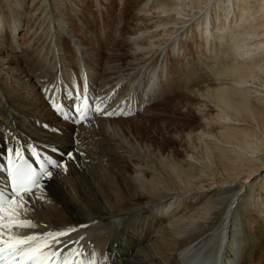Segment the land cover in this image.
I'll return each mask as SVG.
<instances>
[{"label":"bare ground","instance_id":"6f19581e","mask_svg":"<svg viewBox=\"0 0 264 264\" xmlns=\"http://www.w3.org/2000/svg\"><path fill=\"white\" fill-rule=\"evenodd\" d=\"M48 1L40 0L32 11L23 12V7H16L17 1L0 0V5L3 7L2 12L0 11V104H9L13 108L11 112L7 109L0 111V133L3 130L9 139L8 143L29 156L31 154L27 150L28 145H33L53 159L66 161L70 190L75 194L79 205L86 208L91 217L90 220L84 219L81 209L77 208L78 205L70 203L62 189L57 184H53V179L49 186H53L55 195H52L48 188L46 189V201L38 204L28 216L37 227L25 231L40 233L67 227L76 228L77 231L70 233L69 237L61 239L65 240V243L69 238L72 241L79 239L78 245L68 244L69 251L72 248H80L86 260L95 252L96 264H131V260H134V264H139L136 258L138 254L144 252L141 250L146 244L160 254L157 257L149 249L150 254L140 255L144 261H149V258L153 260L165 257L167 264H252L254 258L249 256L245 260L248 250L242 247L239 239L241 231L238 211L243 200V189H247V179H257L251 192L258 189L259 184L264 189V0H173L170 5L176 6L168 8L166 4L159 5L156 2L152 7L159 17L156 25L142 32L138 30L139 32L127 37L123 36L126 32L124 27L115 30L108 22L109 19L101 16L94 17L85 12L56 14L54 10L44 13ZM186 1L188 3L203 1L204 7L192 16L172 19L169 12L180 16L178 8L184 7ZM153 2L154 0H145L143 6L147 7ZM5 9H9L10 21L3 17ZM35 14L37 18L34 17ZM162 14L166 19L162 20ZM50 25L51 36L47 37V33L42 31V28ZM200 26L204 29L202 36L206 41L205 44L216 47L204 56L214 64L209 72L218 87L214 99H211L218 111L216 116L221 119L220 126L215 122L219 120L217 117L218 120L215 121L204 122V120V127L216 125L220 129L222 126L223 132L220 133L222 137L226 133L241 132L243 138L241 143L245 142L243 145L249 152H246V156H236L238 158H235V161L238 165L247 161L252 165H259V168L255 169L256 172L249 169V173L243 175L242 181L235 180L233 183L230 181L231 184L225 186L222 184L211 186L210 189L216 190L218 195H214L215 197L210 195L204 201L203 193L207 190L203 186L200 187L196 191V197L199 201H203L201 205L207 204L208 210L213 209L216 214L220 213L221 217L218 221H215L216 218L213 220L208 218L209 221H205L201 231L196 228L192 234L183 232L184 230L183 233H175L172 239L177 244L176 251L171 253L167 245L169 239L157 234L150 225H154V222L161 223L167 215L171 216L176 208L173 205L176 200L170 202L172 198L169 194L149 196L138 185L132 184V180L126 177L130 169L126 170L122 162L125 156L123 149L127 147L121 148L120 145L125 146L128 141L138 144L132 133L134 127L129 128L128 137L125 133L126 128L130 124L135 125L138 118L149 116L148 114L155 110V107L165 104L167 98L163 73L170 48H173L175 43L178 44V39L186 34L187 30L190 31L194 27L198 29ZM88 28L95 33L90 32ZM169 28L171 36L165 43L164 37L169 36L166 34ZM204 70L205 68L198 69L200 76L205 74ZM4 73L8 75L5 77L7 81L3 76ZM85 85L88 100L93 108L99 105L103 109L115 110L117 113L120 111L127 113L131 109V114L106 117L92 112L89 115L91 119L84 120L80 125H74L70 119L58 115L54 110L55 105L63 104L67 108L70 100L66 93L82 91ZM18 86L20 90L16 91ZM161 89L162 93H160ZM16 111L22 117H27L30 123L38 124L40 127L33 128L25 123L21 127L20 122L17 123L13 117L10 121L6 119L9 113L15 117ZM67 115L71 117L72 113L67 112ZM140 125L139 122L137 127ZM207 137L212 136L205 133L202 140ZM20 142L23 146L19 148L17 146ZM225 143L228 144L226 140ZM9 148L0 138V154L5 158L0 164L5 167ZM53 148L58 151L52 153ZM59 152L65 154L71 152L73 160L78 157L81 164L80 174L85 176L86 172H89L87 178L90 176L92 180L100 181V186L97 184L96 187L89 182L92 198L84 192L88 189L83 188L76 180L75 172L69 166L71 160L68 161V157L59 155ZM12 155L14 158V152ZM115 159L120 163L117 166ZM105 160H109L110 166L115 165L117 170L114 171L110 166L104 167ZM93 168H98L99 173H97L100 176L92 172ZM5 176L6 173L0 174V188L5 185ZM137 176H140V172ZM106 181L108 184L104 187L101 183ZM234 187L238 189L233 193L229 203L222 207L225 198L220 197V194L224 195ZM191 193L179 192L178 196L185 198ZM93 196L100 198L98 205H103V210L92 200ZM164 203L169 204L161 207ZM243 212L248 213L247 210ZM143 215L152 218L153 223L148 224L150 228L142 227ZM135 221H138L137 225L133 223ZM166 224L168 225L165 228L171 230L172 222ZM208 225H210L209 229L205 230ZM147 228L149 234H153L152 237L148 234ZM138 230H140L139 235ZM142 232L145 235L140 239ZM195 232H198L197 236ZM125 234L127 236L122 239L125 244L117 251L113 243L119 241ZM81 237L83 239H80ZM134 248H137L136 251ZM120 253L125 258L123 263L117 258ZM68 254L65 252V255Z\"/></svg>","mask_w":264,"mask_h":264},{"label":"rangeland","instance_id":"374dc122","mask_svg":"<svg viewBox=\"0 0 264 264\" xmlns=\"http://www.w3.org/2000/svg\"><path fill=\"white\" fill-rule=\"evenodd\" d=\"M12 1L14 2L17 1L18 4L16 7L17 8L23 7L22 9L23 12H30L33 10L35 5L38 4L40 0H33L32 3H30L29 7H27V5L29 4V2H31V0H27V1L12 0ZM144 1L145 0H49L46 5L44 13H50V11L54 10L53 12H55L56 14L62 12H66V13L69 12L75 14H77V12L80 13L85 12L90 16H94V17L101 16V18L109 19L108 22H110L113 25L115 30L116 29L118 30V28H120V30L125 28L126 32L123 34V36L127 37L129 35L135 34L136 32L139 31L142 32V30H147V28H152V26L154 27L156 25V23L159 21V17L156 16V13H154L155 9H152V7L155 5L156 2L159 3V5L166 4L167 5L166 8L176 6L175 4L170 5L173 3V0H170V2L169 0L168 1L154 0V2L151 3V5L149 4L147 7H144L143 6ZM191 3L194 5L193 6L190 5ZM191 3H188V1H186V5L184 7L178 8L179 13L181 14L180 16H176L174 13L169 12L171 13L170 17L172 19L173 18L175 19L177 17L186 18L188 16L194 15L197 10H201L204 7L203 1L197 2L198 4L196 2H191ZM12 8L14 9V7ZM2 10L3 7L0 5V11L2 12ZM3 17L7 21H10L11 18H8L9 9H5V16ZM34 17L37 18V15L35 14ZM164 19H166V17L164 18V15L162 14V20ZM201 28H203V26H200L198 29L197 27H194L190 31L187 30L186 34H184L178 39V44L175 43V46L174 45L172 46L173 48L175 47L174 50L173 48H170V54L165 63L166 65L164 66V73H163V79L165 81L163 82L165 83L166 86V90L164 89V91H166L165 93L167 98L165 104L167 105L163 104L155 107L156 109L153 110L150 114H148L149 116L138 118V120L135 121V125L130 124V126L126 128L125 133L127 137L129 135L128 131L130 127L138 128L136 130L132 128L133 136L136 138L138 144L128 141L127 145L125 146L120 145L121 148L127 147V149L126 148L123 149L125 151V153H123L125 154V156L122 158V162L126 170L132 169L131 171L130 170L127 171L128 173H130L129 177H128V173L126 176L127 178L132 180L131 181L132 184H134L135 186L138 185L141 189L144 190L142 191L145 194H148L149 196L151 194H153V196L155 195L157 196V194L158 196L169 194V197L172 198L170 202H174L176 200L173 203L174 207L176 206V208L172 211L174 215L173 213L171 216L167 215L166 216L167 218L166 217L163 218L161 220V223L160 222L153 223V221H151L152 218L150 216L148 217L146 215L145 216L143 215L141 218L143 220L142 227H149V225L151 224L150 222H152L154 224V225H150L152 226V230L157 231V234L158 233L161 234L165 239L166 238L169 239V243L167 245L170 248L169 251L171 253L176 251L177 244L172 239L173 238L172 236L175 235V233L177 232L181 233L184 230L183 232H189L192 234V232H194L193 230L194 229L196 230V228H199V231H201L205 221H209V219L213 220L215 218H216L215 221H218L220 219L221 217L220 213L216 214L213 209L208 210L209 207L207 204L205 206L201 205V203L204 200H207L208 197H210V195L213 196L216 194L218 195V192L216 193V190L210 189L211 186L216 187V185H220V184L225 186L226 184H231V182L233 183L235 180L242 181V179L244 178L243 175L248 174L249 169L255 170L259 168V165L256 164L252 165L247 161L243 162L241 165H238L236 163L235 158L236 159L238 158L236 156L239 157L243 155L246 156L247 155L246 152H249L247 147L243 145L245 142L241 143V140L243 139L241 137V132L226 133L222 137L220 133L223 132L222 131L223 128L222 126L220 129L219 127H217L221 125L220 123L221 119H219L216 116L218 114L217 113L218 111H216L212 99H214V95L216 94V89L218 85H216V83H214L215 81L211 79V73L209 72L210 69L214 66V64L208 61V58L204 56L208 54V52H211V50L212 51L215 50L216 47H214V45L212 44H211L212 46H209L208 43L205 44L206 41L202 36L204 29ZM51 29L52 26L50 25L42 28V31L47 33L46 34L47 37H50ZM90 32L95 33L94 30L92 29H90ZM166 34L169 36L164 37L165 43L168 42V39L171 36L170 28ZM117 44L119 45L118 42ZM199 68L201 69L205 68L204 70L205 74H203L202 76H200L198 73ZM6 74L7 73L3 74L4 78L8 76ZM186 81H188L189 83ZM196 87L197 89H195ZM18 90H20L19 86L18 89H16V91ZM176 90L178 91L175 92ZM160 93H162V89ZM204 94L207 95L205 96ZM205 107L207 110L205 109ZM3 109L10 110V112L13 111V108L10 107L9 104L4 105L2 103L0 104V111H2ZM158 111H160V113H157ZM154 112L156 115H154ZM14 115L15 117L11 116L9 113L6 115V119L10 121V119L13 117V119H15L17 123L20 122L21 127L23 123L27 125L29 124L33 128L40 127L38 124L35 125L33 123H30L29 119L27 117H22L21 114L18 113V111L14 112ZM146 118H148L149 120H147ZM216 119L218 121H215ZM208 120L217 122V126L214 125L213 127H209V128H207V126L204 127L203 121L206 122ZM38 121H40L39 118ZM222 121H224V119ZM139 122L141 123V125L137 127ZM41 123L44 124V122ZM198 132H200V134H197ZM205 133L210 134L213 138L212 137L203 138V140L205 139L204 142L202 140V136ZM0 138L4 141L9 140L8 137L4 134L3 130L2 133H0ZM225 140L228 144L225 143ZM210 143L212 146L210 145ZM238 146L240 147L238 148ZM141 149H142V153H141ZM60 154H63L65 157H67L65 153L59 152V155ZM108 161L109 160H105L103 162L104 167L109 168L110 163H108ZM69 164H70L69 165L70 169H73L75 172L76 180L78 181V183H80L83 188L88 189V191L87 190L84 191L86 195L88 196L90 195V198H92V193H90L92 189L90 186H88L89 182L91 185H95L96 187L97 184L98 186H100V181L98 182L92 180L90 176L88 177L90 178V180L88 181L87 176L89 172H86L85 176L80 174L79 170L81 168V164L78 161V157H76L74 160L71 159V161H69ZM119 164H120L119 160L115 159V165L117 166ZM115 165L110 166V168H113L114 171L117 170V167ZM151 169L153 170V172ZM91 170L92 172H94V174L100 176L98 174L99 173L98 168L97 169L93 168ZM135 172L136 173L140 172V176H137L138 173L136 175ZM133 174L135 175L133 176ZM97 175H95V177H98ZM148 177L150 178L148 179ZM247 180H248V182L246 183L247 189L246 190L243 189L244 192L242 196L243 200L242 203L239 205V211H238L239 214L238 223L241 231V236L239 239L242 244V247L243 248L245 247L244 249H246V251L248 250L245 254V260H247L249 256H252L254 258L252 264H264V211H263L264 189H262L261 184H259L258 189H255L253 192H251V190L254 188V184L257 179L250 178ZM155 183L157 186H155ZM53 184H57V186H59L62 189V191L64 192L66 198L70 201V203L78 205V207L77 206L75 207H77L79 210L81 209V213L84 219L90 220L91 214L88 213L86 208H82L79 205V202L77 201L75 194L73 193V191L71 192L69 186L70 179L68 178L66 172L64 173L63 170L56 169ZM101 184H103L105 187L106 186L105 184L108 183L106 181V183H101ZM152 184L154 185V188ZM202 186L207 191L203 193L204 195V198H202L203 201H199V199H197L196 197V191ZM47 188L50 190L52 195H55L53 186L51 187L48 185ZM237 189L238 188L234 187V189H231L230 191L226 192L224 195L220 194V197L225 198L223 200L222 207H225L229 203L233 193ZM179 192H185V193L193 192V193L185 196V198H181L178 196ZM92 200L96 202L97 205L100 204L99 197L93 196ZM168 204L169 203H164V205H162L161 207H166L168 206ZM98 207L103 210V205H98ZM244 210H247L248 213L247 214L244 213L243 212ZM212 213L214 216L212 215ZM202 216H204V218ZM197 220H198V224H197ZM170 222H172L171 230L165 228L168 225L166 223H170ZM133 223L137 225L138 221H135ZM175 224H178L180 227L178 225L177 227L174 226ZM209 227L210 225H208L205 228V230L209 229ZM147 230L149 234V229L147 228ZM137 233L139 235L140 230H138ZM197 233L198 232H195V235ZM127 235H129V233H127ZM127 235L125 234L124 236H122L119 239V241L118 240L114 241L113 243L114 249L118 251L125 244V242L122 239L123 237L125 238ZM141 235H140L141 236L140 239H142L145 233L142 232ZM149 235L150 237H152L153 234H149ZM116 244L119 245L116 246ZM134 249L136 251L137 248ZM149 249L150 251H152L153 254L155 253L157 257H159L158 255L160 253L158 254V252H156L153 248H149L147 244L142 248L141 251H144L142 253H145V256H147L148 254H150V252L148 251ZM142 253L138 254V257L136 258V260L140 262L139 264H160V263L167 264V260L165 259V257L164 258L161 257L159 259H153V260H151V258L148 257L150 260L148 259L149 261L147 260L144 261V259L140 257ZM117 258H119V262L121 263L125 261V258L123 257V255H121V253L119 256H117ZM130 263L134 264L135 262L134 260H131Z\"/></svg>","mask_w":264,"mask_h":264},{"label":"snow or ice","instance_id":"6c2138e0","mask_svg":"<svg viewBox=\"0 0 264 264\" xmlns=\"http://www.w3.org/2000/svg\"><path fill=\"white\" fill-rule=\"evenodd\" d=\"M66 95L70 100L67 108L58 104L54 110L62 118L70 119L74 125H80L92 112L106 117L131 114V109L127 113H117L99 105L93 108L88 100L86 85L82 91H70ZM67 112H71L72 116L69 117ZM27 150L32 162L25 159L20 149L9 148L6 167L0 164V174L6 173V191H0V264H96L95 252L86 260L80 248L69 251L68 244L78 245L79 239L72 241L69 238L67 243L61 239L69 237L70 233L77 231L76 228L67 227L40 233L25 231L37 227L28 216L38 204L46 201V189L54 179L55 170L67 171L66 161L53 159L33 145H28ZM57 151L55 148L51 149L52 153ZM66 155L68 160L73 159L71 152ZM65 252L69 254L65 255Z\"/></svg>","mask_w":264,"mask_h":264}]
</instances>
